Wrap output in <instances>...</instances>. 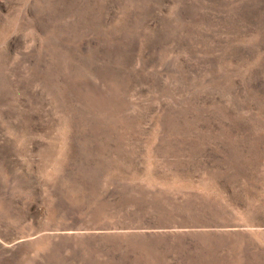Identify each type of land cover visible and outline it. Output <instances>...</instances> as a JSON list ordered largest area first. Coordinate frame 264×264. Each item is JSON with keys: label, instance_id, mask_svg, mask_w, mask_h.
Returning <instances> with one entry per match:
<instances>
[{"label": "rangeland", "instance_id": "374dc122", "mask_svg": "<svg viewBox=\"0 0 264 264\" xmlns=\"http://www.w3.org/2000/svg\"><path fill=\"white\" fill-rule=\"evenodd\" d=\"M0 264H264V0H0Z\"/></svg>", "mask_w": 264, "mask_h": 264}]
</instances>
